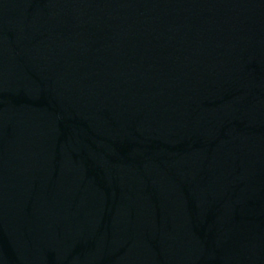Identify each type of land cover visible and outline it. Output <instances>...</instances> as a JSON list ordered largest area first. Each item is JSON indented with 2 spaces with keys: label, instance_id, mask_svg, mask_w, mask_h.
<instances>
[{
  "label": "water",
  "instance_id": "1",
  "mask_svg": "<svg viewBox=\"0 0 264 264\" xmlns=\"http://www.w3.org/2000/svg\"><path fill=\"white\" fill-rule=\"evenodd\" d=\"M0 264H264V0H0Z\"/></svg>",
  "mask_w": 264,
  "mask_h": 264
}]
</instances>
